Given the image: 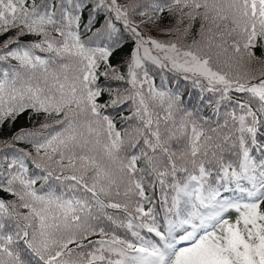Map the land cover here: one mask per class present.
I'll return each mask as SVG.
<instances>
[{
	"label": "snow or ice",
	"instance_id": "6c2138e0",
	"mask_svg": "<svg viewBox=\"0 0 264 264\" xmlns=\"http://www.w3.org/2000/svg\"><path fill=\"white\" fill-rule=\"evenodd\" d=\"M0 193V264H264V0H0Z\"/></svg>",
	"mask_w": 264,
	"mask_h": 264
},
{
	"label": "trees",
	"instance_id": "16d2710c",
	"mask_svg": "<svg viewBox=\"0 0 264 264\" xmlns=\"http://www.w3.org/2000/svg\"><path fill=\"white\" fill-rule=\"evenodd\" d=\"M30 39V38H29ZM103 79V78H102ZM156 83L157 85L160 84V79L159 77L156 78ZM181 86L184 87L186 90L184 92V99L185 101L191 99L192 103L195 104L196 103V96L199 95L198 90H193L191 88V85L189 82H184L181 81ZM191 94V95H190ZM204 98H205V103L208 102L209 99H211V94H204ZM28 121L26 119V117H22L19 121H18V125L17 126H25L27 125ZM6 195L4 193H0V196Z\"/></svg>",
	"mask_w": 264,
	"mask_h": 264
}]
</instances>
